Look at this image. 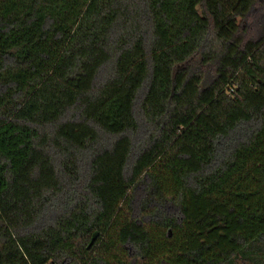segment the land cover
Listing matches in <instances>:
<instances>
[{"label": "trees", "instance_id": "trees-1", "mask_svg": "<svg viewBox=\"0 0 264 264\" xmlns=\"http://www.w3.org/2000/svg\"><path fill=\"white\" fill-rule=\"evenodd\" d=\"M260 5L0 0V264H264Z\"/></svg>", "mask_w": 264, "mask_h": 264}, {"label": "rangeland", "instance_id": "rangeland-1", "mask_svg": "<svg viewBox=\"0 0 264 264\" xmlns=\"http://www.w3.org/2000/svg\"><path fill=\"white\" fill-rule=\"evenodd\" d=\"M262 8H264V5H260L259 8L256 10V13H257V24H262L264 22V16L261 15V10ZM133 196H134V204H135V207L138 209L136 211H139L140 209V205L144 202V192H143V187H139L137 188L134 192H133ZM139 214V213H137Z\"/></svg>", "mask_w": 264, "mask_h": 264}, {"label": "water", "instance_id": "water-1", "mask_svg": "<svg viewBox=\"0 0 264 264\" xmlns=\"http://www.w3.org/2000/svg\"><path fill=\"white\" fill-rule=\"evenodd\" d=\"M97 238H98V233H95L93 238H92V240H91V242H90V244H89V246H88V249H90L94 245V243L97 240Z\"/></svg>", "mask_w": 264, "mask_h": 264}]
</instances>
